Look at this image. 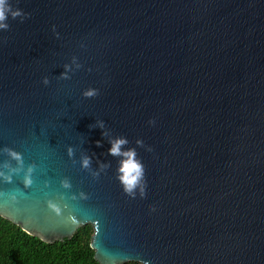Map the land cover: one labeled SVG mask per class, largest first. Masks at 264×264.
<instances>
[{"label": "water", "instance_id": "obj_1", "mask_svg": "<svg viewBox=\"0 0 264 264\" xmlns=\"http://www.w3.org/2000/svg\"><path fill=\"white\" fill-rule=\"evenodd\" d=\"M9 4L0 215L46 242L91 224L100 264H264V0Z\"/></svg>", "mask_w": 264, "mask_h": 264}, {"label": "trees", "instance_id": "obj_2", "mask_svg": "<svg viewBox=\"0 0 264 264\" xmlns=\"http://www.w3.org/2000/svg\"><path fill=\"white\" fill-rule=\"evenodd\" d=\"M93 233V226L87 224L72 238L46 242L0 215V264H100L91 246Z\"/></svg>", "mask_w": 264, "mask_h": 264}, {"label": "clouds", "instance_id": "obj_3", "mask_svg": "<svg viewBox=\"0 0 264 264\" xmlns=\"http://www.w3.org/2000/svg\"><path fill=\"white\" fill-rule=\"evenodd\" d=\"M5 2L6 0H0V22L6 21L9 18V15L11 18L15 19L17 17H20L21 19L25 18L27 14L22 13L21 10L16 9L12 10V5L9 4L7 9L5 8ZM9 25L7 23H0V28H3L7 30ZM62 77L67 78L64 73L61 74ZM43 83L47 85L49 83L48 79L45 77L43 80ZM98 95V90L96 89H89L83 93V96L86 98H92ZM100 124V127H103L102 122H98ZM149 123H154V121H149ZM111 147L109 148L108 152L110 155L113 156H120L122 155L125 157V159L120 161V167L118 169L120 176L118 177L119 181L123 185V191L129 195H134L133 189L137 187V185L141 182V180H144V186H146L145 182V167L144 165L136 159V152L134 149H130L125 152H121V146L128 143V141L124 138H117L115 140L110 141ZM137 144H142V141L137 140ZM97 146H100V142L97 141ZM9 155L16 159L18 162H21V156L19 153L14 152L10 149L7 150ZM151 151V149H149ZM72 154V150L69 149V155ZM90 163V158L85 157L82 161V164L84 167H88ZM32 169L29 168L28 172L31 173ZM2 175V173H0ZM6 179L10 180V177H6ZM31 183V180L28 175L25 177V185ZM65 187H68L69 185L65 182ZM144 186L141 187V196L143 197L145 195L144 193ZM83 195V194H82ZM15 197H13V200ZM57 212H59V209L55 207V205H51Z\"/></svg>", "mask_w": 264, "mask_h": 264}]
</instances>
